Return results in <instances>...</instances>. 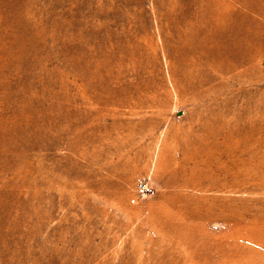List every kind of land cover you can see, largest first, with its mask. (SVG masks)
Here are the masks:
<instances>
[{"label": "rangeland", "instance_id": "rangeland-1", "mask_svg": "<svg viewBox=\"0 0 264 264\" xmlns=\"http://www.w3.org/2000/svg\"><path fill=\"white\" fill-rule=\"evenodd\" d=\"M0 264H264V0H0Z\"/></svg>", "mask_w": 264, "mask_h": 264}]
</instances>
